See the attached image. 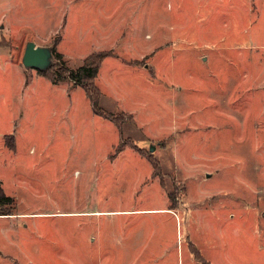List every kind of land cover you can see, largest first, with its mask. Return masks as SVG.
<instances>
[{
  "label": "rangeland",
  "instance_id": "374dc122",
  "mask_svg": "<svg viewBox=\"0 0 264 264\" xmlns=\"http://www.w3.org/2000/svg\"><path fill=\"white\" fill-rule=\"evenodd\" d=\"M0 26L10 48L9 58L0 52V126L8 129L0 137L20 138L18 152H0V197L15 199L14 215L0 222V264H183L178 252L182 245L184 260L186 252L193 258L189 243L209 264H264V0H0ZM65 36L69 49L76 42L84 52L63 53ZM33 39L71 70L94 50L141 53L143 73L113 75L124 86L103 88L101 107L120 113L145 103L146 126L124 118L120 134L90 118L89 99L69 80H51L58 86L50 95L31 80L13 103L11 83L18 91L21 77L39 71L22 63ZM62 83L72 107L53 118L50 101ZM63 114L71 115L65 124ZM121 137L159 162L152 179L174 196V221L91 213L127 201L128 184L121 187L110 165L116 155L100 151L103 139ZM104 160L108 177L95 167ZM144 192L130 206H163L160 189ZM153 233L154 245L161 236L155 248Z\"/></svg>",
  "mask_w": 264,
  "mask_h": 264
},
{
  "label": "crops",
  "instance_id": "0c3cea01",
  "mask_svg": "<svg viewBox=\"0 0 264 264\" xmlns=\"http://www.w3.org/2000/svg\"><path fill=\"white\" fill-rule=\"evenodd\" d=\"M0 27L4 28V26H0ZM12 27H13V24H11L10 30L8 31L9 34H11V31H12L11 28ZM0 30H2V29H0ZM73 33H74V31L72 32V34ZM64 38L65 39H63L60 43L61 45H59V47L63 51V53H66V55H69L70 54L69 52H72L73 48H75L76 52H79V53L84 52V51H81L78 49V45L76 44V42H74L73 45L70 47L71 49H69L66 45V41L68 39V36H65ZM2 39H3V37L0 38V52H3L4 54H1V55H4L7 58H9L10 57V54H9L10 48L6 44H4V41ZM139 39H141V35L139 36ZM31 41H34L39 46H42V45L47 46L48 45L47 43L46 44L45 43L40 44L35 39H33ZM103 50H105V49H103ZM103 50H94V51H92V53L98 52V51H103ZM67 51H68V53H67ZM106 51H110V50L107 49ZM121 54H122V56L120 54L117 55L116 53L113 52V55L107 56L103 59V62L100 66L101 68H100L99 74L96 78V82H97L98 87L100 88V91H101V97H102V92H103L102 89L106 88V90H108L109 85L116 86L119 83H121V86H124V84L121 81H119V83L116 82V80L119 78H116L113 76V75H116L117 73H119V71L122 68H128L130 70L131 68L135 67L138 72L143 73L142 54L141 53L135 51L134 53H131V55H129L128 53H126V51H124ZM2 72H4V70H2V66L0 65V77H1L0 82L2 80H4V78L2 77L3 76ZM45 79H48V80H45ZM20 80H21V82L20 83L18 82V87H20L21 89L16 91L15 85L13 82V83H11L12 89L10 91H8L9 96H11V100L13 103L16 102V100H15L16 97H20V93H21V95H23L25 93L24 91H26L27 89L32 87V85H34V83L37 84L36 87L40 88L43 95L52 94V91H55L57 89V86H58V85L52 84L51 79L47 75L39 73V71L35 72V74L32 75L27 80H25V77H23V78L21 77ZM31 80H33L32 82H34V83H31ZM59 86L62 87L61 88L62 92L59 95L52 96V101H50V107H49L51 109L50 114H51V117H53V118H55L56 110H59L60 107H61L62 111H65L66 113H69L68 110L72 107V105L70 104V99H68V97H67L68 92H71L72 89L69 88L70 86L68 85V83H62V84H59ZM126 86H128V85H126ZM130 90H131V88H130ZM127 92H133V91L131 90V91H127ZM2 93H3V91H0V95ZM84 93H85V91H84ZM85 95H86V93H85ZM86 97H87V95H86ZM88 99H89L90 106L89 105L87 106V113H89L91 115L90 118H93L94 116H100V115L94 113L91 100H90V98H88ZM101 100H102V98H101ZM19 103H20V101H19ZM32 106H31V108H32ZM24 108H25L24 106L18 107V113L20 115L19 118L21 121L23 120V117L25 115ZM120 112H125L127 114L132 115L133 116L132 123L136 122V117H137V120L141 124L146 126V123L144 121L145 117L143 115V113H144L146 116L145 103H143L141 105H137L136 103H134L133 105H131V102H130L129 106L126 107L125 110L120 111ZM137 112L139 114H137ZM113 113H115V112H113ZM0 114H1V112H0ZM70 117H71L70 114H63L61 116L60 123L65 124V120H67ZM100 117H102V116H100ZM1 118L2 117L0 116V119ZM102 118L104 119V121L112 122L110 119H108L106 117L105 118L102 117ZM112 123L114 124V122H112ZM3 128H4L3 126H0V129H3ZM3 130H8V129H3ZM56 139L60 140L58 138V136H56ZM101 139H103V138H101ZM7 140H9V142H11L12 147L9 146ZM120 140H121V138L118 139L117 141H114V140L110 141L108 139H106V140L103 139V142L101 143V144H103V148L100 151L106 149L105 152H106V154L108 153L107 155L110 156V155L114 154L113 151L120 144ZM19 142H20V138L18 137V134L15 136H12V135H5L3 137L1 136L0 137V152L5 151L6 153L9 152V153L15 154L16 152H18V149H17L18 145L17 144H19ZM142 151L145 152L146 150L142 149ZM121 152H122V155H124V156L122 158L121 157L118 158L117 156ZM121 152H118L116 154V156L112 158V161L113 160H116V161H114L113 163L111 162L110 165H111V167H113L114 172L119 176V182H120L121 187L125 183L128 184L127 187H124V189H123V193L127 194L126 200L128 202L124 201L122 204L123 206L119 207L117 209L106 210L104 208V209H102V211L98 210V211H93L91 213H95L99 216H105V217H107L108 215L109 216H117L118 218L122 219L123 222H124L125 218L142 217V216H148V215H150V216L161 215V216L167 217V218L170 217V219H172L174 221L175 216H177V213L175 211V210H177V208L172 206L173 202L170 199V196H169L170 193L168 192V194H167L165 192V190L163 189L162 180L158 181L159 183H155L153 181V179H152L153 176H158V175H155L154 166L151 163V161L149 160V158L146 155H143L141 153V150L140 151L138 149L136 150L133 147H131L130 145L124 146L121 149ZM95 164H96L95 167L97 168V171H100L102 173L105 172L107 167H110V165L106 164L105 160L103 162L99 161V163H95ZM100 168H101V170H100ZM108 176H109L108 173L103 174V177H108ZM154 189H160L161 190V192L159 193L160 198L158 201L161 202V205H163V206H161V207L159 206V207L153 208V209L152 208L151 209H140L141 207L133 208L132 206H130V205H132V203H130L131 199H133V196L137 195L138 192L145 191L144 193H147V191L151 192ZM74 214H77V213H74ZM3 219H8V216L7 215L0 216V222H2ZM156 232H157V230H156ZM3 236L8 241L7 234L5 233ZM160 238H161V236L158 233V237L155 240V242H157V244L154 245V233H153L152 240H153V247L154 248L159 246L158 241ZM139 241H140V239L137 240L136 243H139ZM144 246H145V243L141 245V248H143ZM195 246H197V245H195ZM137 247L138 246H136V245L131 246V248H137ZM124 249H126V248H124ZM181 249H182V251L178 252V261H179V257L180 258L182 257L183 264L185 263L184 262L185 260H186V262H189L188 264H196V263L209 264V262L202 261V260H199L197 258L195 251H198L199 254H201V256L204 257L203 253L201 252V250H199L198 246L194 250V249H192L191 243L188 244V249H189L188 251L193 253V258L186 257L187 253H189V252H186L185 260H184V256H183L182 245H181ZM126 250H130V249H126ZM154 255H155V253H154Z\"/></svg>",
  "mask_w": 264,
  "mask_h": 264
},
{
  "label": "trees",
  "instance_id": "16d2710c",
  "mask_svg": "<svg viewBox=\"0 0 264 264\" xmlns=\"http://www.w3.org/2000/svg\"><path fill=\"white\" fill-rule=\"evenodd\" d=\"M52 52L54 53V57L56 59V63L50 67V69L46 71H39L41 74L47 75L52 82L58 83L59 81H66L69 80L70 82L76 83L77 85L81 86L87 97L90 98L92 106H93V111L94 113L106 117L110 119L114 124L119 128L120 134H122V125L124 123V118H127L130 122L133 121V116L130 114H127L125 112H120V113H113L109 112L106 109L104 110L101 107V91L100 88L98 87V84L96 82V78L99 74L100 71V66L103 62V59L107 56L113 55L112 51H98L90 54L83 62L81 66L78 67V69H73L71 70L65 63L64 57L60 53L55 52V48H53ZM130 145L134 149H140L135 146L134 142H131L130 139L127 140H120V144L115 148L114 154L116 155L118 152L121 151V149L126 146ZM141 153L143 155H146L151 163L154 166V171L155 175L160 176V165L159 162H157L153 156H148L147 152H143L141 150ZM113 157V156H112ZM4 194V193H3ZM171 201L173 202V207L174 205V196L172 193L169 194ZM15 203V199L13 197L7 196V195H1L0 197V206L3 204H9L11 206V209H2L0 211V216L2 215H14L12 213V205ZM14 208V207H13ZM196 252V256L199 260H202L201 254H199L198 251Z\"/></svg>",
  "mask_w": 264,
  "mask_h": 264
},
{
  "label": "water",
  "instance_id": "95a60500",
  "mask_svg": "<svg viewBox=\"0 0 264 264\" xmlns=\"http://www.w3.org/2000/svg\"><path fill=\"white\" fill-rule=\"evenodd\" d=\"M52 46H39L34 41H28L24 52L22 63L25 69H37L41 72L50 69L55 63L56 59L52 52ZM153 149L150 151L152 152Z\"/></svg>",
  "mask_w": 264,
  "mask_h": 264
}]
</instances>
